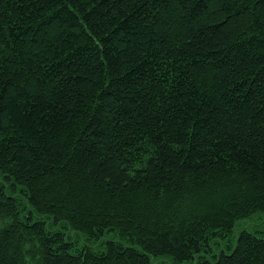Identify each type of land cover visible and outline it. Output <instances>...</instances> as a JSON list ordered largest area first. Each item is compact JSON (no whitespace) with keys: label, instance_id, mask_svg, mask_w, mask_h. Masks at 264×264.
Masks as SVG:
<instances>
[{"label":"trees","instance_id":"obj_1","mask_svg":"<svg viewBox=\"0 0 264 264\" xmlns=\"http://www.w3.org/2000/svg\"><path fill=\"white\" fill-rule=\"evenodd\" d=\"M0 221V264H264V0H0Z\"/></svg>","mask_w":264,"mask_h":264},{"label":"rangeland","instance_id":"obj_2","mask_svg":"<svg viewBox=\"0 0 264 264\" xmlns=\"http://www.w3.org/2000/svg\"><path fill=\"white\" fill-rule=\"evenodd\" d=\"M240 224H241L242 227L245 226L244 222L243 223H240ZM0 225H1V221H0ZM249 229L254 230V227L251 226V228H249Z\"/></svg>","mask_w":264,"mask_h":264}]
</instances>
